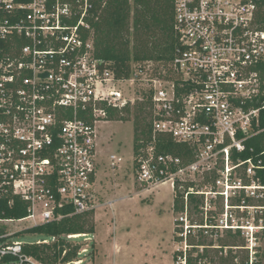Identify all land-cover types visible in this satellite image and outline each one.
<instances>
[{
  "label": "built area",
  "instance_id": "2783aa9c",
  "mask_svg": "<svg viewBox=\"0 0 264 264\" xmlns=\"http://www.w3.org/2000/svg\"><path fill=\"white\" fill-rule=\"evenodd\" d=\"M92 8V0H0V225L34 226L108 203L94 189L97 125L147 99L150 131L136 140L132 175L145 188L168 184L183 194L181 223L189 217V195L205 212L220 197L221 218L196 226L214 236L219 230L246 236L252 264L264 236V183L256 175L264 152L257 159L240 154L258 132L260 109L252 102L264 96V0H173V57L131 62L128 78L95 55L85 19ZM129 81L142 83L141 97L128 93ZM166 137L186 144L188 154L160 152ZM122 160L111 153L109 167ZM15 197L28 214L7 218L1 203L7 199L10 208ZM66 207L71 211H59ZM194 226L184 225L185 237ZM14 234L0 228V257H15L6 264H43L22 253ZM187 246L175 264H188Z\"/></svg>",
  "mask_w": 264,
  "mask_h": 264
},
{
  "label": "rangeland",
  "instance_id": "374dc122",
  "mask_svg": "<svg viewBox=\"0 0 264 264\" xmlns=\"http://www.w3.org/2000/svg\"><path fill=\"white\" fill-rule=\"evenodd\" d=\"M155 62L159 64L158 61ZM125 87L131 96L136 98L142 96L141 82L129 81ZM137 100L139 103V99ZM136 105L130 108L129 113L121 114L127 119L112 120L97 125L98 151L103 161L96 172L94 189L100 203H108L97 207L88 217L89 224L94 227V233H79L77 237L74 234L66 235L70 245H77L78 251L81 252V255L78 252L75 259L81 258L83 260L81 264H175V252L185 247L186 242L187 250L192 252V247H197L196 243L203 241L202 243L208 246L207 253L216 256L217 259L220 255L226 256L228 248L224 247L220 253L215 249L216 246L220 247L221 243H226L227 246L237 245L234 253L237 254V259L241 260L243 254L247 252L243 246L249 245L246 236L220 230L219 234L214 236L210 231L209 234L201 232L202 229L196 226L208 219L217 222L221 218L223 200L220 197L215 200L212 198L214 200L212 208L207 212L199 207L201 212L192 211L191 203L188 202L189 217L186 223L183 221L181 223L182 212L173 209L174 198L180 193H172L168 184L145 188L132 175ZM145 110L148 111V107ZM138 137L140 139L141 135L139 134ZM111 153L122 156L123 159L114 169L108 164V156ZM199 181L201 178L197 177L195 183ZM181 195L183 197V194ZM232 200L229 201L233 203ZM183 203H186L184 198ZM187 223L195 226L190 228V232H187L185 237L184 225ZM0 226L12 234L30 227L28 220L14 221ZM41 237L42 235L24 233L12 236L13 239L23 242L36 241ZM256 245L254 248L257 254L254 257L258 258L257 264H264L263 236H259ZM195 250L201 252L200 249L195 248ZM57 264L65 263L57 262Z\"/></svg>",
  "mask_w": 264,
  "mask_h": 264
},
{
  "label": "trees",
  "instance_id": "16d2710c",
  "mask_svg": "<svg viewBox=\"0 0 264 264\" xmlns=\"http://www.w3.org/2000/svg\"><path fill=\"white\" fill-rule=\"evenodd\" d=\"M92 2L93 8L85 19L92 30L95 55L110 61V67L117 77L128 78L130 76L131 62L144 60L165 62L173 57L177 43L173 29V0H92ZM77 19L78 17H75L72 23H75ZM87 32L86 30L84 37L89 34ZM263 102L264 96H260L252 102L253 107L260 109L258 132L246 141L247 149L240 154L242 158L252 156L257 159L264 152ZM146 108L147 99L145 102H139L136 105L134 150L138 147L136 140L139 134L144 135L150 131L151 118L149 117V111L145 110ZM124 112L129 113L130 108H125ZM110 115L114 120L127 119L116 112H112ZM143 115H146L147 118ZM163 141L164 143L158 145L159 151L162 153L184 156L189 152L188 146L184 143H178L169 137L163 138ZM249 147L252 148V152H249ZM261 157H264V154ZM256 175L264 183V169L257 170ZM188 200L191 203L192 211L201 212L198 208L200 202L198 196L189 195ZM6 202L7 199L1 203V207L4 209L3 216L19 219L28 214L27 204L21 199L15 197L14 203L10 208L5 206ZM173 209L180 212L184 211L181 194L174 198ZM59 211L65 214L70 212L71 208L66 207L59 209ZM92 214L93 212L91 211L73 214L57 221L53 220L30 226L16 232L15 234H38L42 235L41 238L54 237L53 240L44 243L25 241L22 244V253L34 257L43 264L66 263L75 260L79 252L78 246H71L66 235L94 233V227L89 224L88 219ZM237 234L239 235V233ZM202 242L196 243L197 247H192V252L195 251V254L191 250H187L186 260L188 264H249L247 252L243 254L241 260L237 259V254L234 253V248L237 245L230 244L227 255H220L217 259L216 256L207 253L208 246H205ZM227 245L226 243H221L220 247H215V249L222 253ZM199 246H202L201 249ZM195 248L200 249L201 252L195 250ZM178 254L180 252H175L174 260H176ZM256 257L253 259L252 264H257L258 258ZM14 259L15 257L12 255L1 256L0 264L9 263V261Z\"/></svg>",
  "mask_w": 264,
  "mask_h": 264
},
{
  "label": "crops",
  "instance_id": "0c3cea01",
  "mask_svg": "<svg viewBox=\"0 0 264 264\" xmlns=\"http://www.w3.org/2000/svg\"><path fill=\"white\" fill-rule=\"evenodd\" d=\"M101 156V155H100ZM101 161H103V159L101 157H99Z\"/></svg>",
  "mask_w": 264,
  "mask_h": 264
},
{
  "label": "bare ground",
  "instance_id": "6f19581e",
  "mask_svg": "<svg viewBox=\"0 0 264 264\" xmlns=\"http://www.w3.org/2000/svg\"><path fill=\"white\" fill-rule=\"evenodd\" d=\"M75 237H77L78 235L77 234H74Z\"/></svg>",
  "mask_w": 264,
  "mask_h": 264
}]
</instances>
